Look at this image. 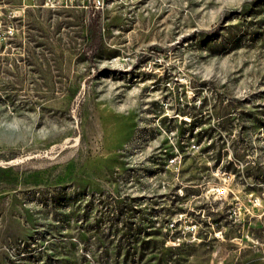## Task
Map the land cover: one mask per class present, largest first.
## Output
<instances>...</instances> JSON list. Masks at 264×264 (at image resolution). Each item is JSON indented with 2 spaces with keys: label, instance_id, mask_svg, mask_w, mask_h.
<instances>
[{
  "label": "rangeland",
  "instance_id": "rangeland-1",
  "mask_svg": "<svg viewBox=\"0 0 264 264\" xmlns=\"http://www.w3.org/2000/svg\"><path fill=\"white\" fill-rule=\"evenodd\" d=\"M0 0V264H264V0Z\"/></svg>",
  "mask_w": 264,
  "mask_h": 264
},
{
  "label": "built area",
  "instance_id": "built-area-1",
  "mask_svg": "<svg viewBox=\"0 0 264 264\" xmlns=\"http://www.w3.org/2000/svg\"><path fill=\"white\" fill-rule=\"evenodd\" d=\"M68 3L73 2L74 0H66ZM47 3L52 4L53 0H46ZM87 3H89L90 8L93 10H101L103 8V0H87Z\"/></svg>",
  "mask_w": 264,
  "mask_h": 264
}]
</instances>
